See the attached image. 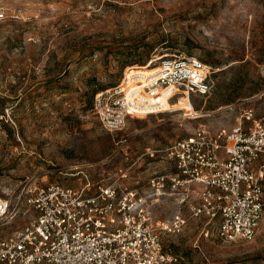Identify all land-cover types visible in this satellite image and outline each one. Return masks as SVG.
I'll list each match as a JSON object with an SVG mask.
<instances>
[{"label": "rangeland", "instance_id": "1", "mask_svg": "<svg viewBox=\"0 0 264 264\" xmlns=\"http://www.w3.org/2000/svg\"><path fill=\"white\" fill-rule=\"evenodd\" d=\"M0 10V197L15 211L0 235L33 215L30 187L84 175L146 186L167 166L163 149L196 128L236 126L245 108L264 123V0H0ZM174 54L211 66L210 90L108 130L96 94ZM181 207L182 231L163 236L179 264H264V217L252 239L227 241L215 220ZM177 209L171 196L153 205L162 220Z\"/></svg>", "mask_w": 264, "mask_h": 264}, {"label": "built area", "instance_id": "2", "mask_svg": "<svg viewBox=\"0 0 264 264\" xmlns=\"http://www.w3.org/2000/svg\"><path fill=\"white\" fill-rule=\"evenodd\" d=\"M144 67L128 70L118 84L96 94L94 110L108 130L171 109L165 103L178 96L210 90L212 67L195 55H167ZM242 117L231 128L198 127L163 149L167 166L146 186L84 175L77 184L28 188L24 202L33 215L20 229L0 235V264H179L163 236L182 231V205L215 220L224 240L252 239L264 217V123L253 108ZM132 167L121 169L120 178L129 177ZM164 196L178 206L170 220L153 213ZM12 208V200L0 197V221L14 214Z\"/></svg>", "mask_w": 264, "mask_h": 264}, {"label": "bare ground", "instance_id": "3", "mask_svg": "<svg viewBox=\"0 0 264 264\" xmlns=\"http://www.w3.org/2000/svg\"><path fill=\"white\" fill-rule=\"evenodd\" d=\"M183 98H188V99L190 100V98H189V97H186V96H183ZM166 102H167V101H166ZM169 103H170V102H169ZM165 105H166V106H169V108H170V106H171L170 104H167V103H165ZM139 117H140V116H139Z\"/></svg>", "mask_w": 264, "mask_h": 264}]
</instances>
